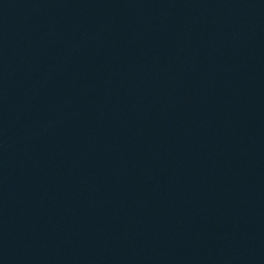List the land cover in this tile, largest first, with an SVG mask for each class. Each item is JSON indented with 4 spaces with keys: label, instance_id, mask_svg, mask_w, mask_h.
I'll return each instance as SVG.
<instances>
[{
    "label": "water",
    "instance_id": "obj_1",
    "mask_svg": "<svg viewBox=\"0 0 264 264\" xmlns=\"http://www.w3.org/2000/svg\"><path fill=\"white\" fill-rule=\"evenodd\" d=\"M0 264H264V0H0Z\"/></svg>",
    "mask_w": 264,
    "mask_h": 264
}]
</instances>
